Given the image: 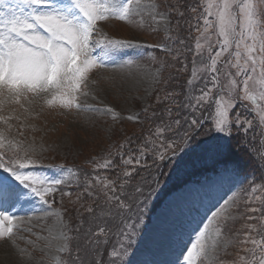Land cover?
<instances>
[{"label": "rangeland", "instance_id": "1", "mask_svg": "<svg viewBox=\"0 0 264 264\" xmlns=\"http://www.w3.org/2000/svg\"><path fill=\"white\" fill-rule=\"evenodd\" d=\"M218 3L140 0L138 14L129 19L98 21L94 38L102 34L143 45L121 50L114 65L92 69L81 88L87 95L78 94L77 103L111 108L118 115L67 109L58 102L49 106L48 94H29L20 103L0 105V117L7 119L6 124L0 121L5 138L0 151L28 163L40 177L62 180L45 197L48 204L35 197L15 207L0 204V211L17 217L7 225L13 228L12 236L0 239V264H178L206 224V241L217 225L222 235L202 264H243L241 256L252 264L247 251L253 247L251 240H264V100L258 106L243 99L245 77L233 66L234 45L216 56L222 38L215 26L205 32L204 18L214 21L205 9L212 5L209 10L214 12ZM257 19L264 24V15ZM240 51L243 65V47ZM210 58L217 60L216 72L210 70ZM126 60L133 63L117 66ZM259 73L257 67L249 81L258 100ZM208 89L210 97L195 105L192 98ZM223 104L233 105L228 108L231 134L214 130ZM192 119L198 121L195 131H189ZM218 150L233 154L247 172L230 166L208 179L176 185L178 176ZM129 158L133 163L125 164ZM106 162L107 167L100 166ZM167 184L174 187L166 190ZM113 196L129 207L119 208ZM253 208L257 211H250ZM99 227L106 235L99 237L98 245H89L88 230ZM61 233L70 238L61 239ZM64 244L67 251H58Z\"/></svg>", "mask_w": 264, "mask_h": 264}, {"label": "snow or ice", "instance_id": "2", "mask_svg": "<svg viewBox=\"0 0 264 264\" xmlns=\"http://www.w3.org/2000/svg\"><path fill=\"white\" fill-rule=\"evenodd\" d=\"M151 7L155 8V5ZM211 7L212 5H209L205 11L208 16L215 19L210 22L205 17L204 25L205 32L215 26L217 36L222 38L217 41L220 52H217L216 56L235 46L236 64L233 66L240 70L238 75L242 72L245 77L242 85L243 99L259 106V101L264 100V30H261L264 29V24L257 17L264 15V0H220V3L215 5L214 12L209 10ZM139 8L140 0H67L66 3L60 4L54 0H0V105L20 103L21 98L26 99L29 94L35 96L48 94L51 96V99L46 100L49 106L58 102L61 107L67 109L74 107L79 111H106L112 112L114 116L118 115L111 108H93L77 103L78 94L87 95L86 92L81 93V88L86 84L88 73L92 69L116 64V57L123 49L143 47L131 41L111 39L102 34L101 38H94L93 33H99L98 21L109 18L127 20L138 14ZM196 47L200 49L199 42ZM241 47L246 57L243 65L240 64ZM210 59V70L216 72L217 60ZM132 63L133 61L126 60L117 66L128 67ZM257 67L260 68L259 100L249 89V81L253 80L252 74L256 72ZM188 83L191 84L192 81ZM230 84L237 87L235 80H231ZM211 91L202 90L201 96L193 97L195 105L206 101ZM189 106H193L191 101ZM231 106L233 105L223 104L218 109L214 122L216 132L231 134L228 112ZM128 119L136 117L129 116ZM260 119L264 122V109L260 111ZM0 121L7 123L4 117H0ZM176 123L179 124L180 121L177 120ZM236 123L242 122L237 119ZM247 123L251 127V122ZM197 125L198 121L192 119L189 131H195ZM187 136L186 132L185 138ZM7 143L12 144L11 141ZM4 147L5 138L0 133V149ZM159 158L163 160L164 155L160 154ZM109 163L100 166L107 167ZM124 163L131 164L133 161L129 158ZM0 170H2L0 204L10 203L12 207L30 203L33 197L48 204L49 201L45 197L55 191V185L62 183L61 179L49 180L40 177L28 163L15 156L6 158L2 151ZM124 175L130 176L131 172L125 171ZM137 191L141 190L138 188ZM110 199L118 201V207L121 209L129 207L119 196ZM5 211H0V239L12 236L13 228L7 225H11L17 219L15 215L5 214ZM87 211L92 213L94 209L88 207ZM250 211L255 212L257 209L253 208ZM101 214L104 215L103 212ZM211 223L212 221H209V224ZM203 228L204 230L199 231L196 242L186 250L187 255L178 258V264L180 260L183 264H197V261L201 260L202 264V258L207 259L209 253L216 251L220 245L221 226L217 225L213 232L207 235L210 244L205 240L208 225H204ZM104 235L106 229L99 227L98 231L89 229L85 238L89 245L93 243L98 245L99 237ZM60 238L68 240L70 237L61 233ZM251 244L253 247L247 251L253 257L252 264H264V240L258 242L252 239ZM67 248L68 245L64 244L58 251H67ZM113 255L119 254L114 252ZM240 260L243 264H249L245 256H241Z\"/></svg>", "mask_w": 264, "mask_h": 264}, {"label": "trees", "instance_id": "3", "mask_svg": "<svg viewBox=\"0 0 264 264\" xmlns=\"http://www.w3.org/2000/svg\"><path fill=\"white\" fill-rule=\"evenodd\" d=\"M229 153L230 152H227L226 150L224 153L219 152V150L216 152H211V155L208 158H206V160H205V157L202 158V160H200L199 162H196V164L193 167L189 168L185 172V174L178 176L180 179L178 181L174 180L176 181V185L183 187L185 186L186 183L188 184L190 182L200 180L204 177H207L211 174L218 172L221 168L227 167L229 165L237 168V171L240 173H246L248 167L245 168L243 162L235 161L232 157L233 154L231 153L229 154ZM177 175L173 174V177L174 176L176 177ZM168 186L169 184L166 185V190L168 189L167 188ZM173 187L174 185L169 186V189H172ZM146 218H147V221L150 220L149 216H147Z\"/></svg>", "mask_w": 264, "mask_h": 264}, {"label": "bare ground", "instance_id": "4", "mask_svg": "<svg viewBox=\"0 0 264 264\" xmlns=\"http://www.w3.org/2000/svg\"><path fill=\"white\" fill-rule=\"evenodd\" d=\"M221 176V175H220ZM216 180H219V177L218 178H216ZM187 185V184H186ZM203 187V186H202ZM201 186H200V188H202Z\"/></svg>", "mask_w": 264, "mask_h": 264}]
</instances>
